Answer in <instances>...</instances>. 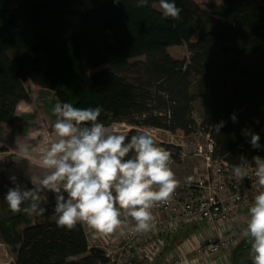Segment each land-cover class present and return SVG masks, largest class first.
Masks as SVG:
<instances>
[{
	"label": "trees",
	"instance_id": "1",
	"mask_svg": "<svg viewBox=\"0 0 264 264\" xmlns=\"http://www.w3.org/2000/svg\"><path fill=\"white\" fill-rule=\"evenodd\" d=\"M175 2L182 9L178 22L163 18L154 7L158 0L144 8L135 0H0V125L14 123L30 80L55 89L57 102L104 108L99 120L106 126L124 122L186 135L198 128L211 140L213 159L255 166L253 156L264 158V0H218L203 9L194 0ZM182 46L187 60L168 53ZM95 68H103V85L91 82ZM246 129L260 136V148L251 147ZM158 144L172 159L182 158L179 146ZM53 205H43L47 211L33 221L21 213L0 220L13 264H104L82 224L57 228ZM247 249L243 238L230 251L232 264Z\"/></svg>",
	"mask_w": 264,
	"mask_h": 264
},
{
	"label": "clouds",
	"instance_id": "2",
	"mask_svg": "<svg viewBox=\"0 0 264 264\" xmlns=\"http://www.w3.org/2000/svg\"><path fill=\"white\" fill-rule=\"evenodd\" d=\"M148 4L149 0H135L136 8ZM158 9L165 19L181 20L182 9L175 0H158ZM51 112L55 121L46 145L15 147V160L35 159L41 172L29 176L30 187L9 175L13 186L3 197L8 209L14 214L43 215L47 209L41 206V193L46 192L54 198L52 219L57 228L71 231L82 224L94 233L112 234L124 227L123 213L135 221L133 233L150 231L155 226L151 209L167 202L178 185L170 151L148 132L131 136L113 132L99 120L105 112L100 106L81 108L58 101ZM230 119L236 122L237 117L233 114ZM223 126L219 122L215 131ZM244 134L251 137L252 148L261 147L258 134L247 129ZM252 160L256 183L264 189V158ZM232 173L240 181L249 175L243 163L233 165ZM247 217L241 236L250 242L252 264H264V190L255 195Z\"/></svg>",
	"mask_w": 264,
	"mask_h": 264
},
{
	"label": "built area",
	"instance_id": "3",
	"mask_svg": "<svg viewBox=\"0 0 264 264\" xmlns=\"http://www.w3.org/2000/svg\"><path fill=\"white\" fill-rule=\"evenodd\" d=\"M211 153L208 135L202 144L182 147L181 157L199 158L202 169L191 182L178 184L167 202L151 209L155 226L150 231L133 233L135 221L122 213L125 225L112 234H98L86 228L89 248L104 253V264H150L160 258L168 238L178 229L205 221L214 229L204 234L206 242L197 253L207 257L223 251L228 256L243 239L241 230L246 226L248 207L264 189L256 183L255 166L246 165L249 175L240 181L234 177L232 165L213 159ZM199 260L188 262L185 254L178 253L162 258V264H193Z\"/></svg>",
	"mask_w": 264,
	"mask_h": 264
},
{
	"label": "rangeland",
	"instance_id": "4",
	"mask_svg": "<svg viewBox=\"0 0 264 264\" xmlns=\"http://www.w3.org/2000/svg\"><path fill=\"white\" fill-rule=\"evenodd\" d=\"M86 1V0H80ZM94 5L101 4L106 0H92ZM200 9H203L205 4L214 2L219 4L218 0H194ZM259 4V3H257ZM158 9V4L154 5ZM25 35L30 34L22 28ZM196 40V32H193L192 42ZM168 53L175 59H188L189 54L185 46L171 47ZM45 63V60H44ZM103 68L89 69V74L92 76V84L95 86L103 85L105 77L102 75ZM23 89L27 94L28 101H21L16 108V119L13 124L0 125V220L5 218H13L17 214L12 213L7 204L3 201V197L9 187H12V182L9 180V175L14 174L18 178V182L23 185L31 186L29 183L30 175H38L41 170L37 166L35 159L15 160V147L18 143H31L37 149L46 145L52 138V108L57 103V95L55 89H41L34 85L30 80L23 84ZM193 119L199 122V113L197 108L194 110ZM110 127L117 134H126L130 129H136L141 132L150 133L157 143H165L174 146H189L194 143H204L205 137L200 129L196 128L192 133L186 135L182 131H177L171 134L166 131L143 127L131 126L127 123H113ZM15 160V161H14ZM171 165L175 178L178 184L191 182L200 171L203 162L195 157L179 156L173 159ZM47 197V198H46ZM42 205L54 202V198L49 193H41ZM21 214H24L21 212ZM27 216L26 214H24ZM29 220H36L37 216H27ZM24 226H20L19 230ZM86 230L87 226L83 225ZM191 235L183 237L182 229L177 230L176 235L168 242L166 249L160 258H156L150 264H162V258L165 259L170 254H185L188 262L200 259L193 264H230V258L225 252L220 251L214 255L207 257L197 253V249L202 247L206 242L207 236L204 234L213 230V226L205 221L195 222L190 226L184 227ZM180 238V243L176 241ZM171 242V244H170ZM177 242V243H176ZM181 245V246H180ZM250 254V251L247 252ZM199 255V256H198ZM14 254L11 248L2 242L0 239V264H13Z\"/></svg>",
	"mask_w": 264,
	"mask_h": 264
},
{
	"label": "flooded vegetation",
	"instance_id": "5",
	"mask_svg": "<svg viewBox=\"0 0 264 264\" xmlns=\"http://www.w3.org/2000/svg\"><path fill=\"white\" fill-rule=\"evenodd\" d=\"M248 251H249V249L242 252V254H244V256L241 257L240 263H238V264H243V262H245V264H252L251 255L247 254ZM228 257L230 258V252L228 254ZM230 264H232L231 260H230Z\"/></svg>",
	"mask_w": 264,
	"mask_h": 264
},
{
	"label": "bare ground",
	"instance_id": "6",
	"mask_svg": "<svg viewBox=\"0 0 264 264\" xmlns=\"http://www.w3.org/2000/svg\"><path fill=\"white\" fill-rule=\"evenodd\" d=\"M181 148V150H182V147H180ZM202 162V161H201ZM202 169V168H201ZM199 171H197V173H198ZM197 175V174H196ZM191 224H188V225H186V226H190ZM185 226V227H186ZM184 228V227H183ZM185 229V228H184ZM85 230V229H84ZM161 257H162V254H161Z\"/></svg>",
	"mask_w": 264,
	"mask_h": 264
},
{
	"label": "water",
	"instance_id": "7",
	"mask_svg": "<svg viewBox=\"0 0 264 264\" xmlns=\"http://www.w3.org/2000/svg\"><path fill=\"white\" fill-rule=\"evenodd\" d=\"M243 264H245V262H243Z\"/></svg>",
	"mask_w": 264,
	"mask_h": 264
},
{
	"label": "crops",
	"instance_id": "8",
	"mask_svg": "<svg viewBox=\"0 0 264 264\" xmlns=\"http://www.w3.org/2000/svg\"><path fill=\"white\" fill-rule=\"evenodd\" d=\"M176 234V233H175ZM174 235V234H173ZM172 239V238H171Z\"/></svg>",
	"mask_w": 264,
	"mask_h": 264
}]
</instances>
